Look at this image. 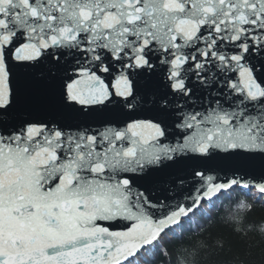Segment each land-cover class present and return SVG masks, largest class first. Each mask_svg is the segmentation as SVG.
<instances>
[{"label":"snow or ice","instance_id":"obj_1","mask_svg":"<svg viewBox=\"0 0 264 264\" xmlns=\"http://www.w3.org/2000/svg\"><path fill=\"white\" fill-rule=\"evenodd\" d=\"M236 190L264 197V0H0V264L155 260Z\"/></svg>","mask_w":264,"mask_h":264},{"label":"trees","instance_id":"obj_2","mask_svg":"<svg viewBox=\"0 0 264 264\" xmlns=\"http://www.w3.org/2000/svg\"><path fill=\"white\" fill-rule=\"evenodd\" d=\"M239 190L201 208L161 240L166 255L145 254L140 264H264V202Z\"/></svg>","mask_w":264,"mask_h":264},{"label":"water","instance_id":"obj_3","mask_svg":"<svg viewBox=\"0 0 264 264\" xmlns=\"http://www.w3.org/2000/svg\"><path fill=\"white\" fill-rule=\"evenodd\" d=\"M221 176H223V174H221ZM253 191H255V190H253ZM224 195H226V194H224ZM224 195H222V196H224ZM222 196H221V197H222ZM202 206H203V205H202ZM188 219H189V218H188ZM188 219H187V220H188ZM187 220H186V221H187ZM186 221L182 224V226H184V225L186 224ZM173 230H176V228L173 229Z\"/></svg>","mask_w":264,"mask_h":264}]
</instances>
